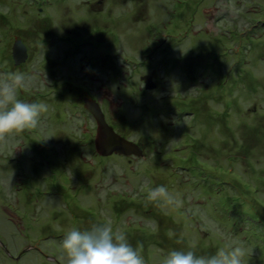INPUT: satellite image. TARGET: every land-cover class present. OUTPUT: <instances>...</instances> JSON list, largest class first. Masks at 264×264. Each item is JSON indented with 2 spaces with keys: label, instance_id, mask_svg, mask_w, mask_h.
<instances>
[{
  "label": "rangeland",
  "instance_id": "1",
  "mask_svg": "<svg viewBox=\"0 0 264 264\" xmlns=\"http://www.w3.org/2000/svg\"><path fill=\"white\" fill-rule=\"evenodd\" d=\"M11 73L27 78L18 98L48 111L0 142V264H67L63 236L97 222L146 264L229 245L264 264V0H0V80ZM87 95L141 157L95 152ZM159 185L182 207L148 203Z\"/></svg>",
  "mask_w": 264,
  "mask_h": 264
},
{
  "label": "clouds",
  "instance_id": "2",
  "mask_svg": "<svg viewBox=\"0 0 264 264\" xmlns=\"http://www.w3.org/2000/svg\"><path fill=\"white\" fill-rule=\"evenodd\" d=\"M24 73H11L0 80V142H6L10 134L35 130L40 125L47 104L25 102L18 98L17 90L25 86ZM52 135L40 141H47ZM146 200L152 204L182 207L183 200L173 196L163 185L148 191ZM175 233H170V236ZM177 240V243H180ZM67 264H146L141 254L142 246L134 248L123 231H114L110 223H92L81 230L73 227L61 241ZM247 251L242 245H229L212 255H197L194 250H172L162 264H245Z\"/></svg>",
  "mask_w": 264,
  "mask_h": 264
},
{
  "label": "water",
  "instance_id": "3",
  "mask_svg": "<svg viewBox=\"0 0 264 264\" xmlns=\"http://www.w3.org/2000/svg\"><path fill=\"white\" fill-rule=\"evenodd\" d=\"M12 45L11 55L13 57L14 64L18 65L27 59V47L21 39L15 40ZM140 79L144 81V85L147 90L155 88V84L151 81L148 74L141 76ZM83 105L90 116H92L96 126L93 147H95V152L98 155L107 157L109 155L116 154L124 157H141V146L137 145L130 138L128 139L124 135L117 132L114 126L106 121L102 107L96 99L85 97ZM5 251L9 253L7 248ZM25 251H27V249L22 251L21 254Z\"/></svg>",
  "mask_w": 264,
  "mask_h": 264
},
{
  "label": "trees",
  "instance_id": "4",
  "mask_svg": "<svg viewBox=\"0 0 264 264\" xmlns=\"http://www.w3.org/2000/svg\"><path fill=\"white\" fill-rule=\"evenodd\" d=\"M109 122V121H108ZM115 128V127H114ZM116 129V128H115ZM117 132H119V131H117ZM213 167V166H212ZM187 170H188V172L190 173V170L191 171H193V169H190V167H188L187 168ZM67 172V171H66ZM199 172H197V173H195V175H193L192 173L190 174L191 175V179H192V181L194 182V185L196 184H199V183H202V182H204L205 180V184L206 183H208L210 180H209V178L207 179L206 177H203V179H202V177L201 176H199L200 174H198ZM203 174V173H202ZM204 175V174H203ZM205 179V180H204ZM211 182V181H210ZM123 198V196L121 195L120 197H119V199H122ZM221 205V207H220V209H221V212H225L226 210H228L227 209V205H225V203L223 204V203H221L220 204ZM230 211H233L234 213H232V216L234 217V218H232V219H234V220H236V221H238V223L239 222H246V221H248V222H254L255 224L254 225H257V226H262L261 225V223L260 222H258V220L257 219H255V218H252L251 217V219L250 218H248V217H246V216H244V215H242L240 212H239V215H237V213H236V211H235V208L234 207H232L231 206V208L229 207V212ZM227 214H229L228 212H227ZM234 214V215H233ZM245 217V218H244ZM230 218V217H229ZM237 218V219H236ZM231 220V219H230ZM246 220V221H245ZM233 223V222H232ZM237 223V224H238ZM247 223V222H246ZM248 224V223H247ZM230 226H233V224L232 225H230ZM228 227V226H227ZM234 227V226H233ZM232 227V228H233ZM231 232V231H230ZM238 231H235L234 229H233V231L231 232L232 234L233 233H235V234H240L241 232H239V233H237ZM244 233V232H243ZM241 235V234H240ZM240 235H238V236H240ZM242 237H243V239L244 240H247V238H249L248 236H246L245 234H243V235H241ZM249 241H250V239H249ZM1 246H3L2 244H0ZM5 247H4V249H3V254L4 255H7V256H9L8 258H10V255H9V253L7 252V251H5ZM9 251V250H8Z\"/></svg>",
  "mask_w": 264,
  "mask_h": 264
},
{
  "label": "flooded vegetation",
  "instance_id": "5",
  "mask_svg": "<svg viewBox=\"0 0 264 264\" xmlns=\"http://www.w3.org/2000/svg\"><path fill=\"white\" fill-rule=\"evenodd\" d=\"M141 76H143V75H141ZM38 93V92H37ZM39 94H41V93H39ZM47 96V94L45 93L44 95H42L43 97H46ZM41 96V95H40ZM39 96V97H40ZM41 96V97H42ZM40 97V98H41ZM85 97H90V98H92L90 95H87V96H84V98H83V104H84V99H85ZM59 98H62L61 96H59ZM94 99V98H93ZM64 100V99H63ZM62 99L60 100V102H62L63 101ZM97 100V99H96ZM56 102H58V100H56ZM99 102V101H98ZM82 104V105H83ZM99 105H101L100 103H99ZM74 106H76V105H74ZM101 107H102V105H101ZM83 110H84V112L86 111L87 112V114H88V116H90V114L88 113V111L84 108V105H83ZM103 110V109H102ZM104 113V112H103ZM105 115V114H104ZM91 118H92V116H90ZM105 117H106V115H105ZM93 119V118H92ZM44 121H46L47 122V120H45V119H43ZM94 121V120H93ZM106 121H108V119L106 118ZM94 125H95V123H94ZM95 128H96V126H95ZM94 134H95V131H94ZM59 141L61 140V139H58ZM55 144V143H54Z\"/></svg>",
  "mask_w": 264,
  "mask_h": 264
}]
</instances>
